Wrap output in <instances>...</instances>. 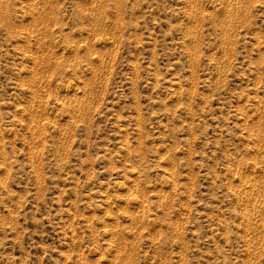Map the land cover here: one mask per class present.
<instances>
[{"label": "rangeland", "instance_id": "1", "mask_svg": "<svg viewBox=\"0 0 264 264\" xmlns=\"http://www.w3.org/2000/svg\"><path fill=\"white\" fill-rule=\"evenodd\" d=\"M0 264H264V0H0Z\"/></svg>", "mask_w": 264, "mask_h": 264}, {"label": "bare ground", "instance_id": "2", "mask_svg": "<svg viewBox=\"0 0 264 264\" xmlns=\"http://www.w3.org/2000/svg\"><path fill=\"white\" fill-rule=\"evenodd\" d=\"M229 13L232 15L231 11H229ZM227 14H228V13H227ZM228 18H229V16H228ZM230 19H231V17H230ZM230 19H229V20H230Z\"/></svg>", "mask_w": 264, "mask_h": 264}]
</instances>
